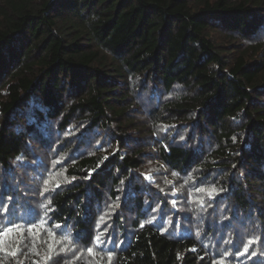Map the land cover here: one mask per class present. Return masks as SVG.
I'll return each mask as SVG.
<instances>
[{"label": "trees", "instance_id": "16d2710c", "mask_svg": "<svg viewBox=\"0 0 264 264\" xmlns=\"http://www.w3.org/2000/svg\"><path fill=\"white\" fill-rule=\"evenodd\" d=\"M46 151L63 159L38 186L48 227L74 245L100 224L111 264H264V0H0L10 210ZM147 155L175 212L140 175ZM43 246L19 261L3 248L0 264H86Z\"/></svg>", "mask_w": 264, "mask_h": 264}, {"label": "rangeland", "instance_id": "374dc122", "mask_svg": "<svg viewBox=\"0 0 264 264\" xmlns=\"http://www.w3.org/2000/svg\"><path fill=\"white\" fill-rule=\"evenodd\" d=\"M37 104V101H32L29 104V107L22 112V116L24 118L32 119L34 116V109ZM54 151V149H53ZM53 151H46V158H44V163L42 166L30 174L27 179V191H24L23 200L19 201V204L13 210H10V205L8 202L1 203L0 202V231L3 230L4 227H7L9 224L12 225H21L23 231H17L11 234V236L6 239L3 248L5 249L7 255L12 256L14 260L19 261V257L22 250L31 252L34 258L40 257L41 254L39 251L40 246H46L49 251L61 248L64 249L63 252H57V254H62L63 256H68L70 262L74 261H83L86 264H109L108 261V253L112 250V245L110 242V237H106L105 228H98L94 237L97 235L101 236V240L103 241L99 247H95L93 242L89 246H79L74 245L72 242L71 235L68 231L63 230L59 227H48L49 225V218L48 216V208H47V199L45 195H41L43 191L39 189V183H43L45 180H48L49 183L53 182L56 176L52 174V167L55 164H59L63 159L61 156H57L52 158L54 152ZM41 152V151H40ZM48 154V155H47ZM145 165L144 169L141 170V177L146 181L150 182L151 184H155L158 180H163V185H167L168 190L166 191L169 195L166 199H169L171 205H173V201H175V205H173V211L175 212L177 209L176 199L179 197V191L176 187L173 186V181L167 177V172L162 167H159L157 164V160L153 155H147L145 158ZM58 162V163H57ZM171 175V174H170ZM146 176L149 177L146 179ZM175 185V184H174ZM170 189V191H169ZM173 190H175V195H173ZM38 192L39 195H38ZM25 199V201H24ZM43 220L46 221V226L43 228L38 227L34 229L33 232H28V225L32 223L39 224V222ZM164 220V219H162ZM98 225V224H97ZM100 227V224H99ZM183 231V230H182ZM50 233H54V236H51ZM102 234V235H101ZM12 240V241H11ZM12 243H11V242ZM30 242V244H29ZM13 244L14 246L11 249L7 248V244ZM229 244V243H228ZM222 245L223 251H225V247H229L230 245ZM43 246V247H44ZM93 247L94 252L96 253L95 256L88 255L86 249L88 247ZM60 248V249H61ZM13 250H17V254L15 256L11 255L10 253ZM30 253V254H31ZM113 254V253H112ZM44 255V254H43ZM42 255V256H43ZM41 256L42 259H45ZM5 257V256H4ZM113 259V256H112ZM112 261V260H111ZM41 262V261H40Z\"/></svg>", "mask_w": 264, "mask_h": 264}, {"label": "snow or ice", "instance_id": "6c2138e0", "mask_svg": "<svg viewBox=\"0 0 264 264\" xmlns=\"http://www.w3.org/2000/svg\"><path fill=\"white\" fill-rule=\"evenodd\" d=\"M17 159H20V158L18 157ZM148 178L149 177L146 176V179H148ZM44 183H45V185H47L49 183V181L45 180ZM59 187H60V184L57 183L56 188L58 189ZM48 191H49V189L45 188L44 191L41 193V195H45ZM197 191H204V189H197ZM215 191L216 190L214 188L211 189L210 195H211V193H214ZM173 195H175V190H173ZM172 203H173V205H175V201H173ZM48 204H51V200L48 201ZM49 210H51V209H49ZM46 223H47L46 221L41 220L39 222V224H36V223L29 224L28 225V232L31 233V232H33L34 229H37L38 227L43 228L46 226ZM149 223H151V221H149ZM55 227H59V225H56ZM97 227L99 228V224L97 225ZM141 227H143V224L141 225ZM17 231H20V232L23 231V228L21 225L9 224L7 227H4L2 231H0V250H4L3 246L5 244L6 239H8L11 236V234H13L14 232H17ZM50 235L54 236L55 234L50 233ZM102 242L103 241L101 240L100 235H97L96 237L93 238V244L95 247H99ZM251 243H254V241H249V244H251ZM247 250H248V245H245L244 250L242 252L238 253V255H243L244 253L247 252ZM63 251H64V249L61 248V252H63ZM86 251H87L88 255H90V256L96 255V253L94 252V248L91 246L88 247L86 249ZM16 252H17V250H13L10 254L15 256ZM107 255H108L109 264H111L113 254L111 252H109ZM49 259H50V257H49ZM33 264H37V262H33ZM218 264H223V261L221 260L220 262H218Z\"/></svg>", "mask_w": 264, "mask_h": 264}]
</instances>
